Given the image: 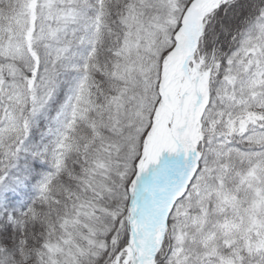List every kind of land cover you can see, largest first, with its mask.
<instances>
[{
  "label": "snow or ice",
  "instance_id": "obj_1",
  "mask_svg": "<svg viewBox=\"0 0 264 264\" xmlns=\"http://www.w3.org/2000/svg\"><path fill=\"white\" fill-rule=\"evenodd\" d=\"M0 264H264V0H0Z\"/></svg>",
  "mask_w": 264,
  "mask_h": 264
}]
</instances>
